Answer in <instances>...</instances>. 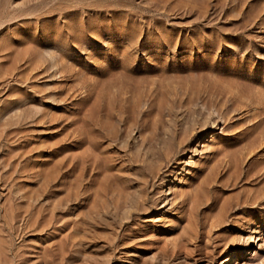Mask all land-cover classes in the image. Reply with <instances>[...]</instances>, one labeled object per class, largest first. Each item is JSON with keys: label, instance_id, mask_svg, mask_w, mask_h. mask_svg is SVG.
Here are the masks:
<instances>
[{"label": "rangeland", "instance_id": "obj_1", "mask_svg": "<svg viewBox=\"0 0 264 264\" xmlns=\"http://www.w3.org/2000/svg\"><path fill=\"white\" fill-rule=\"evenodd\" d=\"M0 264H264V0H0Z\"/></svg>", "mask_w": 264, "mask_h": 264}, {"label": "bare ground", "instance_id": "obj_2", "mask_svg": "<svg viewBox=\"0 0 264 264\" xmlns=\"http://www.w3.org/2000/svg\"><path fill=\"white\" fill-rule=\"evenodd\" d=\"M200 147H201V145H200ZM228 261H229V260H228ZM228 261H227V262H228Z\"/></svg>", "mask_w": 264, "mask_h": 264}]
</instances>
